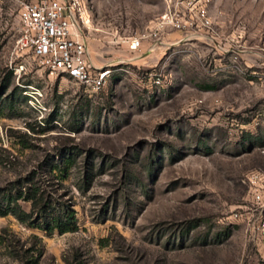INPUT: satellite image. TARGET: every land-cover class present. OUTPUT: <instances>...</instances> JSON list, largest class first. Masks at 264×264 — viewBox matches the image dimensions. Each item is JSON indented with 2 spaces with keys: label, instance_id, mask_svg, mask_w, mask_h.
I'll return each mask as SVG.
<instances>
[{
  "label": "rangeland",
  "instance_id": "1",
  "mask_svg": "<svg viewBox=\"0 0 264 264\" xmlns=\"http://www.w3.org/2000/svg\"><path fill=\"white\" fill-rule=\"evenodd\" d=\"M82 1L99 90L22 54L0 5V189L71 154L58 196L79 220L0 215V264H264V0Z\"/></svg>",
  "mask_w": 264,
  "mask_h": 264
},
{
  "label": "built area",
  "instance_id": "2",
  "mask_svg": "<svg viewBox=\"0 0 264 264\" xmlns=\"http://www.w3.org/2000/svg\"><path fill=\"white\" fill-rule=\"evenodd\" d=\"M18 4L21 30L17 38L18 50L29 53L34 60L42 64L51 73L68 75L85 83L93 90H99L106 82L109 69L96 67L91 59L90 49L82 30L88 25L90 15L82 0H0ZM203 24L212 25L206 7L201 9ZM163 24L180 26L182 18L165 13L161 17ZM143 45V37L131 39V47ZM249 179L256 183L264 180V171H254ZM253 198L264 202V190L256 185ZM259 233L264 234V218L255 225Z\"/></svg>",
  "mask_w": 264,
  "mask_h": 264
},
{
  "label": "trees",
  "instance_id": "3",
  "mask_svg": "<svg viewBox=\"0 0 264 264\" xmlns=\"http://www.w3.org/2000/svg\"><path fill=\"white\" fill-rule=\"evenodd\" d=\"M49 159L48 168L40 166V171H33L27 179L14 180L0 189V215L14 214L21 222L47 233L77 230L79 220L76 208L71 201L62 202L58 196L59 188L65 187L64 180L69 176L75 159L65 152L58 159ZM50 176L53 180L47 182ZM87 178L91 180L92 176ZM22 201L30 202L31 208H25Z\"/></svg>",
  "mask_w": 264,
  "mask_h": 264
}]
</instances>
